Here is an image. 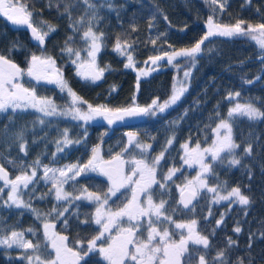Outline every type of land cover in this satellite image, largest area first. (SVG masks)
I'll return each instance as SVG.
<instances>
[{"label":"trees","instance_id":"obj_1","mask_svg":"<svg viewBox=\"0 0 264 264\" xmlns=\"http://www.w3.org/2000/svg\"><path fill=\"white\" fill-rule=\"evenodd\" d=\"M24 2L33 14L32 23L41 32L48 31V24L56 30L45 37V46L41 48L30 42L26 31L11 28L6 18L0 16V55L24 70L23 81L20 80L24 87L34 88L38 97L51 100L61 112L52 116L31 109L0 112V165L11 177L37 171L33 182L21 191V198L30 204V208L6 205L7 187L0 183L3 188L0 192V237L9 236L13 231L23 233L27 241L40 244L39 253L49 259L52 251L44 239L42 224L67 209L63 216L56 218V230L67 237V245L71 248L87 250V242L98 227L95 223L98 205L95 201L74 197L81 196L84 189L103 197L111 186L109 181L95 172L80 174L63 184L69 196L57 201L53 184L41 175V164H52L57 159L60 162H86L94 148L98 149L99 159H113L127 146V133L135 134V144L139 141L141 145H151L155 152H164L162 164H177L183 142L202 147L211 144L214 127L228 118L232 138L238 145L231 156L238 158L240 164L230 165L227 160L230 153L226 152L222 156L223 162H209L211 171L205 174L206 180L223 193L239 187L250 203L246 206L225 202L211 205L207 195L199 193L201 205L195 211L201 212L194 217L200 229L196 230L208 238L209 246L196 245L192 253L199 257L203 255L205 264H221V260L223 264L240 261L264 264V117L257 120L240 115L228 117L234 103L246 101L264 112L261 49L247 36L212 35L204 41L194 59L181 57L172 64L166 56L156 64L149 59L195 45L208 32L209 17L220 25L244 21L245 28L248 24L264 23V0H218L216 4L212 0H112L114 10L108 8L105 0H91L97 6V18L91 20L92 29L96 34H104L95 65L105 71L95 81L78 75L72 62L75 55L63 51L66 47L82 51L87 44L82 36L89 27L92 10L84 0ZM81 18L78 31H74L70 24ZM68 37L72 40L66 45ZM117 40L122 45H131L123 55L115 50ZM33 54L51 56L55 60L63 79L80 98L77 105L82 109H88L89 104L93 108L104 106L110 110L144 108L153 100L162 104L172 95L173 85L179 86L180 81L186 91L164 112L157 110L155 115L149 113L143 117L125 116L122 124H109L103 116L100 118L104 120L93 122L74 120L68 111L72 104L66 91L26 77L25 71ZM128 55L133 57L134 66L125 68ZM142 72L148 74L140 75L138 80V74ZM185 72L190 75L185 77ZM236 92L240 93L239 97L227 98L229 93ZM65 131L67 138L73 141L69 145L63 143ZM169 139L172 140L170 145ZM21 144H24L25 152H21ZM55 146L62 150L54 152ZM248 146H251L250 154L245 153ZM133 151H139L137 146ZM37 159L40 161L38 166L33 163ZM119 204L117 192L106 206L113 210ZM54 207L56 211H52ZM32 209L39 211L40 218ZM208 211L211 214L207 215ZM218 220H222L220 225H217ZM236 227H240L239 233L234 231ZM29 252L31 250H27V254ZM220 252L224 255L218 258ZM25 253V249L15 245L12 248L0 246V264H28L22 258ZM187 257L184 256L185 264L190 263L189 257L186 261ZM81 264L103 263L93 255Z\"/></svg>","mask_w":264,"mask_h":264},{"label":"snow or ice","instance_id":"obj_2","mask_svg":"<svg viewBox=\"0 0 264 264\" xmlns=\"http://www.w3.org/2000/svg\"><path fill=\"white\" fill-rule=\"evenodd\" d=\"M107 6L110 10L115 9L112 0H105ZM218 0H212L213 4H216ZM84 3L88 5V9L92 10V17L89 20V27L87 31L83 33L82 39L85 42L89 43L88 56L91 58L90 66L94 67V70L91 73L87 74V77H90L93 81L99 80L105 69L98 68L95 66L96 54L101 50L103 33L96 34L91 26V20L97 18L96 8L97 6L91 2V0H84ZM103 6V4L101 5ZM224 5L221 4V8ZM65 11H68L66 8ZM87 11V9H86ZM32 12L28 10L27 4L24 0H0V16L5 17L9 22L14 25H26L32 33V38L37 40L40 45H44L45 37L49 33L54 32L56 29L53 25L48 24V31L41 32L37 27L33 26L32 23ZM83 18L76 21L75 24H70V27L74 31H78L77 25L82 22ZM208 32L204 37L201 38L195 45L190 48H184L180 50H174L172 53H165L164 56H155L150 57L152 64L158 63V61L167 57L168 63L172 64L174 60L181 57H191L195 56L201 51V45L209 36L220 35L226 37L233 36H247L259 46L261 49V59L264 60V23H259L253 26L248 24L247 27H244V21H237L235 25H220L214 22L212 17H209L208 21ZM151 26V25H150ZM135 30V29H133ZM72 40V37H68L65 41L67 45L69 41ZM155 43V41H152ZM16 47L15 44L12 46ZM131 45H122L119 40H117L115 45V50L120 54H125L130 48ZM63 51L68 52L70 55L74 54L77 59L80 58V51L75 50L72 47H66ZM76 63V61H73ZM147 63V61L145 62ZM133 57L128 55V63L125 64V68L133 67ZM51 73H55V78H51ZM148 73L142 72L138 74L137 79L139 80L140 75H147ZM24 75V70L18 67L17 64L6 59L4 55H0V112L11 109L15 112L17 109L22 108H34L39 112H42L44 115L52 116L57 114L56 106L53 102L47 98L38 97L34 88H25L22 84L17 83L16 81L20 76ZM27 75L31 76L33 79L40 81L46 80L48 83H56L61 90L67 89L70 96L73 98L75 103L80 98L76 96L75 92L68 86L67 82L63 79L62 73L56 69V62L51 56L42 57L33 54L29 62V67L27 69ZM78 75L84 76L85 74L79 73ZM189 72H185L184 76L188 77ZM252 83V81H247ZM181 86L177 88L176 85H173V92L170 98L164 103H158L157 100H153L152 104L148 107H131L124 109H115L110 110L104 106L93 108L91 104L88 105L89 111L84 113L81 112L79 108L72 109L73 119H82L90 120L94 116H103L104 119L108 121L109 124H112L115 120H122L125 116H137L152 114L155 115L156 111L164 112L170 105L175 104L181 97V95L186 91V87L183 85V82H178ZM240 93H229L228 99H235L239 97ZM135 99V97H133ZM68 114V113H64ZM233 115L246 116L249 120H257L264 117V112L257 108L252 103L235 104L234 107L229 108L228 117L231 118ZM43 123V121H41ZM221 129L224 130V133L221 134ZM213 132L216 134V139L213 141V145L210 148H206L203 151L199 150V145L196 149H190L187 144L182 145L185 149V155L181 157L185 163L191 164L192 160L195 159L196 162L200 163L201 168L204 172L211 171L210 167L204 162V156L206 154L211 155L212 161L220 160L223 162L221 157L222 152L233 153V150L238 147V145L233 141L232 138V127L228 120H221ZM129 137V143H132L135 138L134 133H127ZM63 143L69 145L73 143L70 139L67 138V132L64 133ZM59 141L57 144L59 145ZM79 143V141H76ZM172 140L169 139L168 144L170 145ZM136 146L141 147L142 149H147L149 145H141L139 141H136ZM21 152H25L24 144L20 145ZM58 151H61L58 147ZM98 149H93V159L89 160L87 165H71L66 166L61 169H53L44 166V177L45 180H52L53 188L55 189V198L57 201L65 200L69 193L63 191V184L67 182L68 179H75L76 176L80 175L82 172H85L89 169L95 171L98 167L94 163L96 160ZM251 146L245 148V153L250 154ZM164 152H161L160 155L156 156L152 165L147 164L143 160L134 161L136 168L133 171V175L137 173L140 176V180L135 181L138 185V191L140 193H147L148 189L151 188L153 184L159 183L156 180V165L163 159ZM119 162V163H113ZM113 162H108L107 168L101 167V174L106 176L110 182V187L108 193H105L103 197L99 194L88 192L87 189L83 190L81 196L74 197L79 200L81 198L88 199L89 201H95L98 205L96 209V218L95 223L101 225L103 231L92 240L88 241L87 250L73 251L68 248L65 241L67 237L58 236L54 232L49 233V229L52 228V225L49 223H44V235L51 242L52 248L55 250V257L49 258L47 261L42 258L39 254L40 244H33L31 241H26L23 238V233L13 231L9 236L0 237V246H7L12 248L14 245L19 248L26 250L25 255L22 258H25L28 261V264H80L85 257L89 256V253L98 251L101 257L107 261V264H125V258H130L135 264H181V258L184 257L185 253L189 251L188 244L192 242L194 244H202L205 248L209 246L208 238L200 235L196 230V220H192L187 223H176V228L178 229H187V237L181 236L179 242L171 240V234L167 227H163L162 230L158 229L155 225L157 223L163 225L164 221H172V217L165 215V205L166 201L161 200L159 203H155L151 195L147 196V206L144 207L140 203V196L137 194V189H133L132 199L125 204L123 208L113 212L111 209H106L105 206L108 203L109 194L115 196L121 188H124L129 182H132V176H126L123 174V169L120 167V164L123 162L120 161L119 154L113 157ZM11 163V161H10ZM34 165H39L40 161L37 159L33 162ZM230 165L240 164V160L233 155V158L229 161ZM176 169H170L169 173L164 177L165 180H171ZM51 172L53 175L48 176V173ZM59 173V177L55 173ZM71 174V175H70ZM37 175L36 171L33 170L31 175L27 172H23L21 175L16 176L14 180L9 179L8 172L5 168L0 165V181L4 182L6 187L10 188L8 193V199L5 201V204L8 206H15L17 208H30V204L25 202L21 198L22 188H27L30 183L33 182V178ZM147 176V182L141 183L145 180ZM197 182L200 187H206L204 181L198 176ZM193 183V182H189ZM59 185V186H58ZM160 187L164 188L165 184L160 183ZM3 191V188H0V192ZM209 192L214 193L215 202L219 203L221 200H230L231 203H239L240 205H249L250 199L242 194L239 187H233L230 191L227 192V195H220L218 188H208ZM86 194V195H84ZM197 195L196 191H192L189 199H181L184 207L187 208L191 203L192 199ZM43 198V197H41ZM234 198V199H230ZM36 214L37 218H40L41 214L38 210L32 209ZM52 211H56L54 207ZM64 211H67L65 209ZM64 211L57 212L58 216H63ZM211 214V212L209 213ZM48 215H51L49 213ZM127 217L130 222V226L127 229H120L122 235L112 239L111 243H108L107 247L100 246L97 248L96 242L101 239L104 235V231H109L112 225H117L119 227V221L122 217ZM147 216L148 219V235L146 239H138L137 232L138 229L142 226L139 224H132L131 222L137 220L139 217ZM155 217V220L152 219ZM163 218V219H161ZM222 220L217 221V225H220ZM29 231H32L29 229ZM235 232L239 233L241 231L240 227L234 229ZM158 238V239H157ZM232 243V241H229ZM132 246V247H130ZM134 248V251L132 250ZM27 250H31L32 254H27ZM224 253H218V258L223 257ZM200 264H205V258L203 255L200 256ZM221 264L223 261L221 260ZM238 264H243L242 261Z\"/></svg>","mask_w":264,"mask_h":264},{"label":"flooded vegetation","instance_id":"obj_3","mask_svg":"<svg viewBox=\"0 0 264 264\" xmlns=\"http://www.w3.org/2000/svg\"><path fill=\"white\" fill-rule=\"evenodd\" d=\"M75 70L77 73L79 72V73L85 74L84 77L91 79L90 77H87V74L90 73L88 70V64L83 62L81 65L76 66ZM26 77H28V76H26ZM48 84H51V83H48ZM52 85H54V83H52ZM143 116L144 115H142L141 117H143ZM137 119L138 118H136V120ZM124 120L125 119L119 120L120 124H122ZM134 120L135 119H133V121ZM184 144H187L190 147V149H196L197 148L196 146H198L196 144L190 143L189 141L183 142L181 144V152H180V155L178 157L179 161L177 162V164L176 163H171L169 165L164 164V163L162 164V162L164 161L162 159L159 162V164L156 165V180L159 183L153 184L151 186V188L148 189L147 193H141V195H140V203L144 207L147 206V196L148 195L152 196L153 201L155 203H159L161 200H164L167 202L165 205V215L171 216L172 221H174L175 223L170 222V221H164L163 225L157 223L155 226L158 227V229H160V230H162L163 227H167L170 231V234H171V240L176 241V242L180 241L182 235L184 237H187V235H188L187 229L176 228V226H175L176 223H187V222H190L192 220H196L194 216L197 215L198 212L199 213L201 212V211H195L196 207L201 205L200 201H198L199 192L196 191L195 189H193V187L189 183L190 180L188 181V183H183V181L188 177V174H190L193 169L199 167L200 163L196 162L195 159H193L191 164H187L184 162L183 159H181V157L185 155V149L182 147V145H184ZM149 146L150 147H148L147 149H142L141 147H137L139 151L135 152V151H133L136 148V144L134 142V139H133L132 143H129V137H128V144L120 152L119 157H120V161L123 162L122 164H120V167H122V169H123V174L126 176H132V182H129L124 188H121L120 191L118 192V198L120 199V204H119L118 208L112 210L113 212L119 210L120 208H123L125 204H128V202L132 199L133 189L136 186H138L135 183V181L140 180V178H139L138 173L136 175H133V171L136 168V166L134 167V165H135L134 161L143 160L147 164L152 165L155 157L160 155L161 152H155L153 150V147L151 145H149ZM58 147L59 146L54 147V152H59L57 150ZM199 147H202V146H199ZM130 151H133V152H130ZM93 155H92L91 159H93ZM96 156H97V158L94 161V163L98 165V167L96 168V170H98V171L95 170L94 172L98 175L105 177L108 180V178L106 176L101 174L100 168L101 167L106 168V166L108 165V162H113V159L102 160V159H99L98 154H96ZM58 160L59 159H57L56 161L54 160V163H52V164H61V163L67 162V161L60 162ZM113 163H119V162H113ZM208 166H209V164H208ZM170 169H176V172L172 176L171 180H165L163 175L166 174L167 171L169 173ZM31 172L27 173V174H31ZM146 178L147 177H145V180L142 181L141 183L147 182ZM160 183L165 184V187L161 188ZM181 183H183V184H181ZM188 187L192 188L194 191H196L197 195H196V199L194 200V202L188 208H184L180 203V192L184 188H188ZM54 195H55V193H54ZM112 197L113 196L109 195V198H112ZM209 213H210V211H208L207 215H209ZM54 216H55L54 219L43 222V224H42L43 235H44L43 225H44V223H49L52 225L54 232L58 236H65V235L60 234L56 230L57 229L56 225H55L56 224V218L58 219L59 216L57 214H55ZM95 218H96V212H95ZM148 219L149 218L147 216H144V217H139L137 220H134L131 222L132 224L142 225L138 229V232H137V238L138 239L142 240V239L147 238V235H148ZM152 219L155 220V217H152ZM161 219H163V218H161ZM198 224H199V220H198ZM97 226L98 227H97L96 233L92 237H90V239L88 241L92 240L94 237L98 236L103 231V228L101 227V225L97 224ZM129 226H130V222L128 221V218L126 216L122 217L119 221V227H117V225L114 224V225H112V227L109 231H104V235L101 237L100 240H98L96 242L97 248H99L100 246L107 247L108 243L112 242V239L117 238V237L122 235L120 229H127ZM196 229H200L198 225L196 226ZM44 239L47 242V244L49 245L48 239L45 237V235H44ZM65 243L67 244V241H65ZM196 245H198V244H194L192 242H189V244H188L189 251L187 253H185V255H184V256L189 257L190 263H187V264H200V257L198 256V254L193 255V253H192L193 252L192 249H194V247ZM200 245H202V244H200ZM87 246H88V242H87ZM130 247H132V246H130ZM68 248L72 249L73 251H77L76 249H73L70 246H68ZM49 249L52 251V255L50 258H54L55 257V250L52 248V245H49ZM132 250L134 251V248ZM93 255L98 257L102 261L103 264H107V261H105L101 257V255L99 254L98 251L89 253V256H87L85 258H90ZM188 257H187L186 261L188 260ZM42 258L44 259V257H42ZM45 260H48V259H45ZM82 261L80 262V264L82 263ZM125 264H135V262L132 261L130 258H125ZM181 264H185L184 263V257L181 258Z\"/></svg>","mask_w":264,"mask_h":264},{"label":"rangeland","instance_id":"obj_4","mask_svg":"<svg viewBox=\"0 0 264 264\" xmlns=\"http://www.w3.org/2000/svg\"><path fill=\"white\" fill-rule=\"evenodd\" d=\"M89 48V43L87 42V44H86V46H85V48H84V50H82V51H80V58L79 59H77V57L76 56H74V59H72V62L73 61H76V63H73L74 65H75V67L76 66H78L79 64H81V63H86V64H88V63H91V58L88 56V51H87V49ZM98 54V53H97ZM97 54H96V57H97ZM43 57V56H42ZM96 59V58H95ZM56 69H58V68H56ZM59 70V69H58ZM25 72H27V70L25 71ZM60 72V71H59ZM26 76H28L29 77V79H32L31 81H33V82H41V83H47L48 84V82L46 81V80H40V81H37V80H35V79H33L31 76H29V75H27V73H26ZM51 78H55V73H51ZM20 80H22L23 81V79H22V76H20L19 78H18V80L16 81L17 83H19V84H21L20 83ZM52 84V83H51ZM54 85H56L60 90H61V88L56 84V83H54ZM24 86V85H23ZM181 85H177V88L178 87H180ZM26 88V87H25ZM63 91H66L67 92V94H68V97H69V100H70V102H71V104H72V106L70 107V110H68V111H70V118H72L73 119V113H72V109H74V108H79L80 110H81V112H84V113H86V112H88L89 111V109H82L81 107H79L77 104H79V102H81V100L79 99L78 101H76L75 103L73 102V98H72V96H70L69 95V93H68V90L67 89H64ZM44 98V97H43ZM245 103H251V102H249V101H246V102H242V103H240V104H245ZM54 104V103H53ZM235 104H237V103H234V106H235ZM35 110V111H37L36 109H34V108H31V107H28V108H22V109H17V110ZM56 109H57V107H56ZM9 110H11V109H8V110H6V111H4V112H7V111H9ZM38 113H40V114H43L42 112H39V111H37ZM60 109L59 110H57V114H55V115H58V114H60ZM44 115V114H43ZM246 117V116H245ZM102 120L103 118H100V116H94L92 119H90V120H87V121H85V120H82V119H74V120H79V121H85V122H93V121H96V120ZM104 120V119H103ZM222 120H228V118H226V119H222ZM114 122H120L119 120H115ZM228 122H229V120H228ZM220 123V121L217 123V125ZM230 123V122H229ZM217 125L214 127V129L217 127ZM224 133V130L223 129H221V134H223ZM216 139V134L213 132V140H212V143L211 144H208V145H206V146H204V147H199V150L200 151H203L204 149H206V148H210L212 145H213V141ZM234 141V140H233ZM197 147V146H196ZM190 148V147H189ZM235 150V149H234ZM226 152H222L221 153V157L225 154ZM92 157V156H91ZM91 157H89V159L86 161V162H81V161H75V160H71V161H67V162H64V163H61V164H41L40 165V168H41V175H44V166H47L48 168H53V169H61V168H65L66 166H71V165H79V166H84V165H87L88 164V162H89V160L91 159ZM233 158V156H231V154L229 155V157H227V160H228V162L231 160ZM212 160H211V155L210 154H206L205 156H204V162L208 165L209 164V162H211ZM136 165H134V167H135ZM96 171H98V170H96ZM37 172V171H36ZM87 172H94L93 170H91V169H89V170H87V171H85V172H82L81 174H83V173H87ZM176 172V171H175ZM32 173V172H31ZM207 172H204L203 170H202V168H201V166L199 165V167H197V168H195V169H193L192 170V172L190 173V174H188V177L183 181V183H188V181L189 182H193V183H190L191 184V186L193 187V189H195L196 191H198L199 193H201V194H204V195H207V197H208V199H209V201H210V204L211 205H218V204H223V202H225V203H227V204H230L231 202H230V200H221L219 203H216L215 202V195H214V193H212V192H209L208 191V188H215V187H213V186H211L208 182H207V180H206V174ZM168 174V171H167V173L166 174H164L163 175V177H165L166 175ZM18 175H21V174H18ZM29 175H31V174H29ZM53 175V173H51V172H49L48 173V176L49 177H51ZM55 175L57 176V177H59V173L57 172V173H55ZM71 175V174H70ZM200 177L203 181H204V183H205V185H206V187H200L199 186V184H198V182H197V177ZM147 177V176H146ZM139 178H140V176H139ZM148 178H146V180H147ZM49 181H51V183L53 184V182H52V180H50L49 179ZM183 183H181V184H183ZM59 186V185H58ZM25 188H22V190H24ZM9 191H10V188L9 187H7V193H9ZM63 191H65L64 190V187H63ZM230 191V190H229ZM66 192V191H65ZM228 192V191H227ZM227 192H220L219 191V193H220V195H227ZM54 193H55V189H54ZM84 195H86V194H84ZM148 195V194H147ZM7 199H8V194H7ZM230 199H234V198H230ZM105 208L107 209V206H105ZM45 231V230H44ZM52 232H54V230H53V228H50L49 229V233L51 234ZM55 233V232H54ZM56 234V233H55ZM57 235V234H56ZM24 238V237H23ZM24 240H26L25 238H24ZM27 241V240H26ZM48 242H49V245H51V242L48 240ZM31 252H29V254H30ZM47 261V260H46Z\"/></svg>","mask_w":264,"mask_h":264},{"label":"water","instance_id":"obj_5","mask_svg":"<svg viewBox=\"0 0 264 264\" xmlns=\"http://www.w3.org/2000/svg\"><path fill=\"white\" fill-rule=\"evenodd\" d=\"M7 20V19H6ZM7 23H8V25L11 27V28H13V29H22V30H24V31H26V33H27V35H28V37H29V40H30V42L32 43V44H34V45H37V46H39V47H41V48H44V46H45V43H44V45H40L39 44V42L37 41V40H34L33 38H32V33H31V30L26 26V25H14V24H12L11 22H9L8 20H7ZM33 26L34 27H36L34 24H33ZM38 29V28H37ZM88 70H89V72L91 73L93 70H94V67H92V66H88ZM4 167V166H3ZM5 168V167H4ZM106 168H107V166H106ZM5 170L8 172V170L5 168ZM8 175H9V172H8ZM16 178V177H15ZM14 178V179H15ZM9 179H11L10 178V175H9ZM13 179V180H14ZM0 183H2V184H4V182L3 181H0ZM134 189H137V194L140 196L141 195V193L138 191V186H136ZM192 191H194L192 188H184L181 192H180V203H181V199L183 198V199H185V200H187V199H189L190 198V196H191V193H192ZM196 199V196H195V198L194 199H192V203L194 202V200ZM191 203V204H192ZM190 204V205H191ZM181 205L184 207V205H183V203H181ZM189 205V206H190ZM188 206V207H189ZM187 207V208H188ZM185 208V207H184Z\"/></svg>","mask_w":264,"mask_h":264}]
</instances>
